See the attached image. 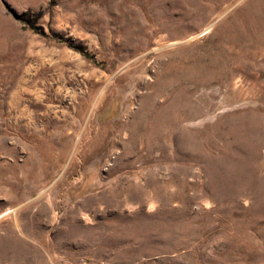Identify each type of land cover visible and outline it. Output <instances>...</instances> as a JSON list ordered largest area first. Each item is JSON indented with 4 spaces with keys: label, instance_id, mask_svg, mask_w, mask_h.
<instances>
[{
    "label": "rangeland",
    "instance_id": "obj_1",
    "mask_svg": "<svg viewBox=\"0 0 264 264\" xmlns=\"http://www.w3.org/2000/svg\"><path fill=\"white\" fill-rule=\"evenodd\" d=\"M0 264H264V0H0Z\"/></svg>",
    "mask_w": 264,
    "mask_h": 264
}]
</instances>
